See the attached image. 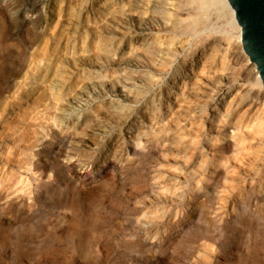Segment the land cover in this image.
<instances>
[{
	"label": "rangeland",
	"instance_id": "374dc122",
	"mask_svg": "<svg viewBox=\"0 0 264 264\" xmlns=\"http://www.w3.org/2000/svg\"><path fill=\"white\" fill-rule=\"evenodd\" d=\"M202 9L0 0V264H264V85Z\"/></svg>",
	"mask_w": 264,
	"mask_h": 264
},
{
	"label": "water",
	"instance_id": "95a60500",
	"mask_svg": "<svg viewBox=\"0 0 264 264\" xmlns=\"http://www.w3.org/2000/svg\"><path fill=\"white\" fill-rule=\"evenodd\" d=\"M242 29L245 52L257 64L264 83V0H228Z\"/></svg>",
	"mask_w": 264,
	"mask_h": 264
},
{
	"label": "bare ground",
	"instance_id": "6f19581e",
	"mask_svg": "<svg viewBox=\"0 0 264 264\" xmlns=\"http://www.w3.org/2000/svg\"><path fill=\"white\" fill-rule=\"evenodd\" d=\"M195 1V0H194ZM154 2V1H153ZM157 2V1H156ZM155 2V4H156ZM202 4H203V9H202V15L206 14V11L209 10L210 8L212 7H215L219 10H221V12H223L227 17H228V21H229V24L231 25V27L233 29H236L239 27H241L238 22H237V19H236V16H235V11L234 9L232 8V6L230 5V3L228 2V0H201ZM150 5V4H149ZM148 5V6H149ZM153 6V5H152ZM161 6V5H160ZM158 7V6H156ZM165 8V7H164ZM214 13V12H213ZM199 20H197L196 22L192 23L190 26L193 27V31H195L199 25ZM191 31V30H189ZM234 31V30H233ZM146 32V31H145ZM237 39H238V42L239 44H241V46H243V42H242V29L239 30V32L237 33ZM245 51V50H244ZM247 54V53H246ZM248 55V54H247ZM250 58V57H249ZM252 62V61H251ZM253 65H254V70L256 72V80L257 82L259 81H262L263 83V80H262V77L260 75V71L258 70V67H257V64L255 62H253ZM261 83V84H262ZM264 85V83H263ZM225 86V85H224ZM239 89L240 87L238 85H235V84H231L228 89L229 90H233V89ZM222 90V88H220ZM219 89V90H220ZM220 90V91H221ZM244 98V97H243ZM246 99H243L241 102H245Z\"/></svg>",
	"mask_w": 264,
	"mask_h": 264
}]
</instances>
